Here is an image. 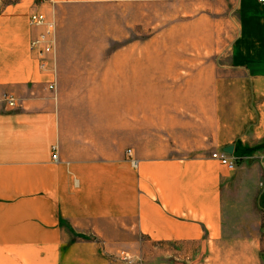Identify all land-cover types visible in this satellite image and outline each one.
I'll return each mask as SVG.
<instances>
[{
    "label": "crops",
    "instance_id": "crops-1",
    "mask_svg": "<svg viewBox=\"0 0 264 264\" xmlns=\"http://www.w3.org/2000/svg\"><path fill=\"white\" fill-rule=\"evenodd\" d=\"M55 1V15L135 3L175 16L142 48L113 51L104 85L84 81L100 101H70L66 59L78 55L59 27L55 90L30 48L41 31L30 15L51 6L0 4V264H128L116 250L148 264H264V2ZM134 53L153 59L150 78L129 73Z\"/></svg>",
    "mask_w": 264,
    "mask_h": 264
},
{
    "label": "rangeland",
    "instance_id": "rangeland-1",
    "mask_svg": "<svg viewBox=\"0 0 264 264\" xmlns=\"http://www.w3.org/2000/svg\"><path fill=\"white\" fill-rule=\"evenodd\" d=\"M11 1L13 0H0V4ZM174 16L175 13L166 5H157L156 9L153 7L138 8L135 3L62 5L56 11L60 38L63 37L68 41L66 48L72 54L78 55L66 59L68 64L66 79L69 83L64 92L69 96L68 99L81 101L82 98L90 95L91 89L101 90L102 88L82 89V86L86 85L84 81L89 78L93 82L91 86L104 85L102 78L106 71H111L109 63L116 59H122V57H111L113 51L142 48V45L150 41L154 29L159 31L164 28L159 25L154 27V23L166 22L167 24L169 18ZM127 66L129 73L135 75L144 73L146 79L150 78L154 72L153 59L146 56L137 58L136 53L129 57ZM113 84L116 86L120 83ZM68 85H72V89L68 88ZM130 89L137 88L130 86ZM145 90L146 97H150L153 90ZM89 101L100 100L98 97L91 96ZM108 101H113L110 92ZM110 255L121 261L126 260L128 264L152 263L151 254L141 258L140 254L138 255L134 251L116 250Z\"/></svg>",
    "mask_w": 264,
    "mask_h": 264
},
{
    "label": "built area",
    "instance_id": "built-area-1",
    "mask_svg": "<svg viewBox=\"0 0 264 264\" xmlns=\"http://www.w3.org/2000/svg\"><path fill=\"white\" fill-rule=\"evenodd\" d=\"M38 1L49 4L53 12L51 16H47L44 12L41 11H33L31 13L30 23L33 26L41 27V31L36 37H34L31 40L30 48L38 56L40 60V67L44 70H49L51 72L52 79L49 83V87L50 89L55 90L57 85V47H58V22L54 11V6L56 4V1L55 0H38ZM260 1L264 2V0H260ZM2 100L11 108H15L17 106L18 99L13 95L6 94L3 96ZM127 155L132 165L138 166V159L134 157L131 150L127 151ZM212 157L217 159L220 163L226 165L229 169H235L237 167L238 161L235 158H232L226 152H213ZM53 160L58 161L56 146H53ZM261 186L264 187V178L261 182Z\"/></svg>",
    "mask_w": 264,
    "mask_h": 264
},
{
    "label": "water",
    "instance_id": "water-1",
    "mask_svg": "<svg viewBox=\"0 0 264 264\" xmlns=\"http://www.w3.org/2000/svg\"><path fill=\"white\" fill-rule=\"evenodd\" d=\"M226 152L231 153L232 152V147H228L227 149H225Z\"/></svg>",
    "mask_w": 264,
    "mask_h": 264
}]
</instances>
